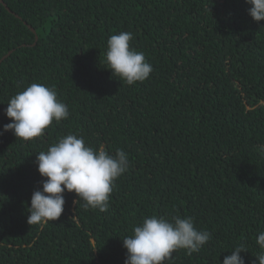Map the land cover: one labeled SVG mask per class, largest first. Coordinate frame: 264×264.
Returning a JSON list of instances; mask_svg holds the SVG:
<instances>
[{"label": "trees", "instance_id": "1", "mask_svg": "<svg viewBox=\"0 0 264 264\" xmlns=\"http://www.w3.org/2000/svg\"><path fill=\"white\" fill-rule=\"evenodd\" d=\"M0 130L10 98L54 87L69 118L30 141L0 135V264H124L143 218L191 216L211 233L164 264H223L243 243L258 264L264 231V21L245 0H1ZM30 27L35 30V34ZM131 32L153 72L127 85L106 69L107 40ZM123 149L127 172L106 211L65 191L54 222L29 225L42 189L34 163L59 137Z\"/></svg>", "mask_w": 264, "mask_h": 264}, {"label": "clouds", "instance_id": "2", "mask_svg": "<svg viewBox=\"0 0 264 264\" xmlns=\"http://www.w3.org/2000/svg\"><path fill=\"white\" fill-rule=\"evenodd\" d=\"M250 17L264 21V0H245ZM131 32L121 31L107 40L105 62L112 75L127 85L144 82L153 72L145 53L130 46ZM4 113L10 119L0 130L12 132L18 139L30 141L41 136L52 124L69 118L68 106L58 99L54 87L32 83L13 95ZM264 154V145L258 146ZM43 178L42 189L33 191L30 207H27V223L36 225L54 222L64 211V193L74 192L86 209L107 210L110 194L116 180L128 171L129 156L123 149L110 154L103 145L98 149L87 146L83 137L68 134L41 151L34 161ZM211 239L207 230H197L191 216H157L143 218L141 224L133 226L132 234L122 239L126 251L124 264H164L172 254L185 249L188 255L198 252ZM260 251L255 255L258 264H264V231L256 239ZM247 249L243 243L235 246L223 264H245L241 253Z\"/></svg>", "mask_w": 264, "mask_h": 264}, {"label": "water", "instance_id": "3", "mask_svg": "<svg viewBox=\"0 0 264 264\" xmlns=\"http://www.w3.org/2000/svg\"><path fill=\"white\" fill-rule=\"evenodd\" d=\"M0 2H2L1 0H0ZM30 29H31V31L35 34V30L34 29H32L31 27H30Z\"/></svg>", "mask_w": 264, "mask_h": 264}]
</instances>
